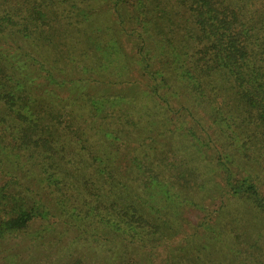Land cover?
I'll use <instances>...</instances> for the list:
<instances>
[{"label": "trees", "instance_id": "1", "mask_svg": "<svg viewBox=\"0 0 264 264\" xmlns=\"http://www.w3.org/2000/svg\"><path fill=\"white\" fill-rule=\"evenodd\" d=\"M90 1L0 0V264H264V0Z\"/></svg>", "mask_w": 264, "mask_h": 264}, {"label": "rangeland", "instance_id": "2", "mask_svg": "<svg viewBox=\"0 0 264 264\" xmlns=\"http://www.w3.org/2000/svg\"><path fill=\"white\" fill-rule=\"evenodd\" d=\"M101 2L102 3H104V0H102V1H98V0H91L90 1V3H91V5H92V7H95V5H100L101 4ZM99 7H101V5L99 6ZM127 11H128V9H126ZM101 13H103V12H101ZM105 14L103 13L102 14V17H103V19H105ZM100 18V17H99ZM101 19V18H100ZM99 19V20H100ZM102 19V20H103ZM101 21V20H100ZM104 21V20H103ZM107 21H111L112 22V24L114 23V18H113V16L111 17L110 15H108L107 16ZM107 76V75H106ZM98 86V84H94L93 85V87H85V88H83L81 85H79V84H74V86H70V88H69V90L65 87V86H54L55 87V90H56V92H58L59 94H60V96H61V98H71V95L74 93V92H83V91H85V90H89V89H91V90H94L93 88H95V87H97ZM115 87V86H114ZM109 88V87H108ZM83 90V91H82ZM75 94V93H74ZM6 179V177H5V175L4 174H0V184L4 181ZM196 212L194 213H191V215L190 216H196Z\"/></svg>", "mask_w": 264, "mask_h": 264}]
</instances>
